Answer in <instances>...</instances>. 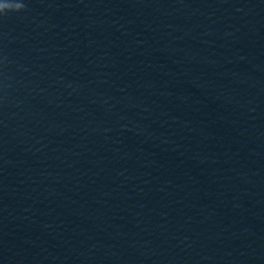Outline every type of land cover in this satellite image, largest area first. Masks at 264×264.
<instances>
[{
    "label": "water",
    "instance_id": "obj_1",
    "mask_svg": "<svg viewBox=\"0 0 264 264\" xmlns=\"http://www.w3.org/2000/svg\"><path fill=\"white\" fill-rule=\"evenodd\" d=\"M7 2L0 264H264V0Z\"/></svg>",
    "mask_w": 264,
    "mask_h": 264
},
{
    "label": "clouds",
    "instance_id": "obj_2",
    "mask_svg": "<svg viewBox=\"0 0 264 264\" xmlns=\"http://www.w3.org/2000/svg\"><path fill=\"white\" fill-rule=\"evenodd\" d=\"M15 4L16 7H0V15H5L10 11H20L24 7L22 3H10L7 0H0V5H12Z\"/></svg>",
    "mask_w": 264,
    "mask_h": 264
},
{
    "label": "snow or ice",
    "instance_id": "obj_3",
    "mask_svg": "<svg viewBox=\"0 0 264 264\" xmlns=\"http://www.w3.org/2000/svg\"><path fill=\"white\" fill-rule=\"evenodd\" d=\"M8 5H0V7H7Z\"/></svg>",
    "mask_w": 264,
    "mask_h": 264
}]
</instances>
